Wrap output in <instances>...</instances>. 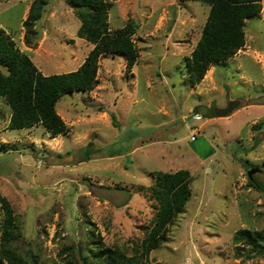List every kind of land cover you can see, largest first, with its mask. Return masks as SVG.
Segmentation results:
<instances>
[{"label":"rangeland","instance_id":"rangeland-1","mask_svg":"<svg viewBox=\"0 0 264 264\" xmlns=\"http://www.w3.org/2000/svg\"><path fill=\"white\" fill-rule=\"evenodd\" d=\"M33 1L0 0V27L42 75L76 70L92 45L77 37L68 0H45L30 35L22 23ZM105 1L109 31L136 25L137 59L127 71L122 58L101 56L94 90L60 97L65 134L8 130L0 98V195L16 217L15 248L36 264H82L95 230L107 247L140 252L156 212L152 173L186 170L191 196L146 264H264L233 242L240 229L264 232V10L245 21L244 46L190 87L184 59L208 7ZM232 101L231 114L210 116ZM248 171L259 188L248 185Z\"/></svg>","mask_w":264,"mask_h":264},{"label":"trees","instance_id":"trees-1","mask_svg":"<svg viewBox=\"0 0 264 264\" xmlns=\"http://www.w3.org/2000/svg\"><path fill=\"white\" fill-rule=\"evenodd\" d=\"M185 1L208 7L200 36L189 57L184 59L189 86L194 87L202 81L210 66L233 57L244 46V23L264 10V3L261 5V0ZM46 4L45 0H34L31 4L22 23L28 34L34 35L33 27L40 20ZM68 4L80 22L77 37L92 45L74 71L42 75L0 27V98L10 111L8 130L31 129L39 125L49 138L65 134L66 125L55 109L60 97L93 91L98 85L96 75L101 56L122 58L127 71L136 62L137 52L131 41L136 25L132 20L123 28L109 31L107 13L111 4L107 1L68 0ZM26 42H30L29 37ZM152 177L149 191L156 212L142 242V250H134L128 256L118 247L105 246L94 230L90 236L95 249H91L90 258L81 256L82 264H146L148 254L166 241L168 225L183 212L191 196V178L186 170L174 173L156 171ZM248 185L259 188L251 175H248ZM0 210V264H36L34 256L29 253L24 256L15 248V243L20 240L16 217L9 201L1 195ZM233 242L239 245L236 246L237 252L242 248L245 259L254 255L264 256V232L240 229L234 233Z\"/></svg>","mask_w":264,"mask_h":264},{"label":"water","instance_id":"water-1","mask_svg":"<svg viewBox=\"0 0 264 264\" xmlns=\"http://www.w3.org/2000/svg\"><path fill=\"white\" fill-rule=\"evenodd\" d=\"M239 106L238 102H230L228 105L223 109L218 108H212L210 110L211 117L220 118V117H226L229 114L233 112L234 109H236ZM248 175H251V171L248 172Z\"/></svg>","mask_w":264,"mask_h":264}]
</instances>
